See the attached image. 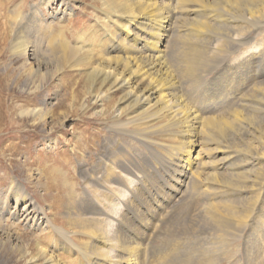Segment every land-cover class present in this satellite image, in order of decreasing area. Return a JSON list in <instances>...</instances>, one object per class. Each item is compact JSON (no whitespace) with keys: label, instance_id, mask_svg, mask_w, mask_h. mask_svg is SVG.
Returning a JSON list of instances; mask_svg holds the SVG:
<instances>
[{"label":"rangeland","instance_id":"1","mask_svg":"<svg viewBox=\"0 0 264 264\" xmlns=\"http://www.w3.org/2000/svg\"><path fill=\"white\" fill-rule=\"evenodd\" d=\"M60 1L0 0V225L16 231L31 245L29 255L20 258L0 243V264H30L28 259L35 254H41L38 264H46L47 253L65 264H80L78 251L61 244L67 237L56 236L53 230L36 236L34 229L14 227V219L8 215L14 198L10 189L22 185L71 237L74 229L63 213L69 196L80 204L92 197H98L105 207L112 202L117 215L123 212L125 199H131L127 189L123 199L110 198L94 181L107 161L117 162L116 172L129 178L134 189L139 187L144 203L166 207L157 221L150 218L154 223L150 228L137 234L146 263L160 264L175 248L198 247L209 253L196 252L195 258L213 259V264H264V121L260 118L264 111L249 107L253 91L264 81L263 65H256L246 75L232 69L251 51H264V24L251 28L240 47L218 37L226 47L215 53L213 70L198 86L184 85L182 95L190 108L204 119L222 121L226 131L200 144L207 151L206 158L202 157L208 163L197 170L199 176L204 173L200 177L205 180L198 190L206 189L198 202L185 191L180 197L176 193L182 176L167 162L169 150L165 148L179 147L178 137L160 132V124H131L128 118L137 117L142 109L130 111V101H124L126 90L113 92L91 75L94 63L107 57L110 43L104 32L89 28L105 17L108 8L101 0ZM61 3L69 10L58 22L49 13L51 8L64 7ZM43 19L53 21L55 29L61 28L62 42L71 50L66 54L53 51V45L60 43L51 44L49 31L40 29L43 44L37 58L46 63L44 75L31 76L24 59L12 51V41L19 28L24 33L34 21ZM181 21L169 32V42L187 33ZM90 50L94 56L86 59L85 52ZM120 110L122 115H118ZM233 112L246 116L252 124H237L240 121H235ZM141 180L147 186L145 191L140 189ZM213 205L220 207L216 210ZM217 220L232 224L218 228ZM111 229L116 231L115 224Z\"/></svg>","mask_w":264,"mask_h":264},{"label":"bare ground","instance_id":"2","mask_svg":"<svg viewBox=\"0 0 264 264\" xmlns=\"http://www.w3.org/2000/svg\"><path fill=\"white\" fill-rule=\"evenodd\" d=\"M50 1L55 2V0ZM101 1L103 7L108 8L107 11L101 9L104 10L105 17L102 20H97L96 25L92 24L89 30L104 32L110 46L106 51L107 57L94 63L91 75L99 79V83L109 86L113 92L120 89L126 90L124 101H130L127 109L130 108V111H134L135 107L142 109L137 117L128 118L131 120V124H160L158 126L160 132L167 131L170 132V134L168 133L170 136L178 137L181 142L179 147L171 145V148H165V150H169L167 162L172 163L182 176V180H178L180 187L176 193L180 197L185 191L189 198L199 202L200 197H203L201 192L206 189L198 190L199 185L205 181L200 177L202 173L199 176L198 171L208 163L203 159V154L207 155V151L201 145L223 136L226 131L223 129L222 121L212 117L204 119L196 110L191 109L183 97L182 91L185 83H189L192 85L191 87L198 86L205 75L213 70L215 53L224 51L226 47V44L217 39L218 37H222L230 45L240 47L245 45L244 35L251 28L264 24V0ZM63 2L66 4V1ZM61 4L64 6L63 3ZM51 9L49 15L52 19H57L58 22L69 10L67 6H57V8ZM183 15L193 16L191 19H184L181 18ZM179 20H182V26L187 27V29L185 28L187 33L183 35L180 32L176 41L171 43L168 40L169 32L175 30V25L177 26ZM37 22L34 21L33 25H29V28L32 27L24 33L19 28L15 32L11 47L14 54L16 53L24 59L23 65L28 67L31 76L44 75L43 68L46 63L43 65V62L37 58L38 51L43 44L39 35L40 29L49 31L50 38L52 36L54 40H51V44L60 43L53 45V51L57 49L64 52L71 50L70 46L62 42L63 38L61 30H59L61 28L55 29L53 21L43 19L39 23ZM96 26L98 27L96 28ZM101 42H103V38L99 39V44ZM85 53L86 59H91L94 56L91 55L93 54L91 50ZM256 65H263L261 74L263 78L264 51H251L241 59L239 64H234L232 69L236 73L246 75L250 69L258 67ZM258 85L253 91L255 93L251 92L253 95L249 107L253 111L260 112L264 111V81ZM246 99L245 97L244 101ZM118 115H122V110L118 112ZM245 117L238 112L234 113L235 121H240L237 124H252ZM260 118L264 121V115H261ZM235 121L233 123H236ZM199 139L200 141L196 143ZM115 165H117L115 161L105 162L103 170L99 175L93 177L94 181L102 187V192L109 195L110 198L115 196L116 199H123L126 195L123 196L122 193L126 189L131 194V199H125L124 210L121 214L117 215V211L111 209L112 202L105 207L98 197H92L91 200L80 204L78 201L74 202L72 196H69L63 213L69 227L74 229L71 231L72 236L70 237L69 232L56 225V220L49 218L47 210H44L20 184L21 187L14 190H12V186L9 187L14 198L12 199V209L8 215L14 219V227L26 226L30 230L34 229L33 231H37L35 232L36 236L53 230L56 236L67 237V240L62 241L61 244L73 247L78 251L81 258L80 264H148L145 262V252L142 251L139 241L137 242V239L140 238L137 234L141 233L140 229L142 228H150L154 224L150 218H156L157 221L160 212L166 207L159 203L155 205L144 203L137 189L139 187L136 188L137 190L134 189L129 184V178L125 179L116 172ZM228 183L229 186L234 184ZM114 184H120L122 187H115ZM140 184V189L145 191L147 186L142 180ZM218 206H215L216 210ZM184 207L182 208L184 209ZM212 214L216 215L213 209ZM228 222L229 220H217V227H229L232 223ZM114 224L116 231L112 232L111 228ZM83 236H87L88 240L83 241ZM223 239L225 238L223 237ZM0 243L2 246L9 247L20 258L27 257L31 248L30 243L25 241L19 233L7 231L1 225ZM38 250L41 253H46L45 249ZM196 252H201L202 256H207L209 253L207 249L198 247L175 248L167 254L168 257L163 258L160 264L214 263L213 259L207 262L203 257L195 258ZM40 255H33L28 259V263L38 264ZM45 260L46 264H65L51 253L50 255L47 253Z\"/></svg>","mask_w":264,"mask_h":264}]
</instances>
